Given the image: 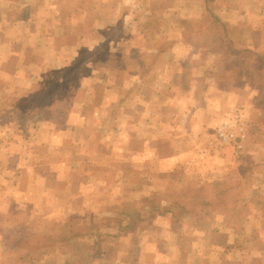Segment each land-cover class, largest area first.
<instances>
[{
  "label": "rangeland",
  "instance_id": "obj_1",
  "mask_svg": "<svg viewBox=\"0 0 264 264\" xmlns=\"http://www.w3.org/2000/svg\"><path fill=\"white\" fill-rule=\"evenodd\" d=\"M253 54L264 0H0V264L16 263L2 237L49 231L61 245L29 264H264V159L220 158L242 154L238 135L264 147ZM242 65L244 80L222 81ZM228 86L248 91L247 120L223 109L207 129ZM47 87L56 97L33 109ZM227 176L243 186L234 207L162 214Z\"/></svg>",
  "mask_w": 264,
  "mask_h": 264
},
{
  "label": "trees",
  "instance_id": "obj_2",
  "mask_svg": "<svg viewBox=\"0 0 264 264\" xmlns=\"http://www.w3.org/2000/svg\"><path fill=\"white\" fill-rule=\"evenodd\" d=\"M215 23L219 24L218 19L215 16H211ZM219 25H217L218 27ZM221 29L222 27L219 26ZM226 43H229L227 38ZM231 53H236L237 50L234 48H230L229 50ZM237 56V55H234ZM253 65L252 67L255 70H261L262 64L264 63V55L260 54H253ZM262 62V63H261ZM242 63V61H240ZM261 63V66H260ZM233 65V64H232ZM242 66H235V67H228L226 68L223 75V80L227 83L237 84V81L244 80L245 76L248 75L250 70V65H246L244 71L240 69ZM244 73V74H243ZM57 90L49 89L48 87L39 94L36 99H33L34 108L37 109L44 105H48L51 101L56 97ZM226 151V150H225ZM225 155V154H224ZM243 186L240 179L236 181H232V178L227 176L224 178L223 181L218 182L216 184L211 185V197H207L205 188L197 186L195 187H188L175 197H170L168 200V205H170L169 209H164L162 214L170 213L174 220L188 221L191 220L193 213L195 212V208L197 206H205L212 209H218L221 206H224L227 209L229 206L232 208L234 207L238 201L244 200L242 195L239 193L241 192ZM155 208L154 204L152 209ZM130 215H128L129 217ZM123 217H127L124 216ZM127 217V218H128ZM112 221V220H111ZM2 241L4 244L8 246V250L11 254L14 255L15 264H29L31 259L38 255L37 260H40L41 255L43 252H46L48 249L55 248L62 243V236L60 234L49 231L38 235L36 238H20L14 239L12 237L4 236L2 237ZM42 253V254H41ZM41 254V255H40ZM40 255V256H39ZM65 264H86L83 259H76L72 258Z\"/></svg>",
  "mask_w": 264,
  "mask_h": 264
},
{
  "label": "crops",
  "instance_id": "obj_3",
  "mask_svg": "<svg viewBox=\"0 0 264 264\" xmlns=\"http://www.w3.org/2000/svg\"><path fill=\"white\" fill-rule=\"evenodd\" d=\"M218 90L220 91H229V92H232V94L227 97L229 99V103L228 104H225V108L224 107H221L222 103L221 104H217L218 107H217V113H214L212 112L211 114H213V116L211 118H214V116L216 117V120L214 118V120L212 119L211 121L212 122H209V120L205 121L204 122V125L205 127H207V129H214L215 127H218V125L220 123H222L224 121V118L225 116H230V115H236L238 113V117H241V119L243 121H246L247 120V110L246 107L249 106L248 104H246L242 99H239L240 96H245L247 95L248 91L246 89H237V88H234L232 86H228V87H221V88H217ZM227 99V100H228ZM236 102V103H235ZM247 102V100H246ZM246 105V106H245ZM226 110V113L228 114H225L222 112V110ZM257 112H253V114H256ZM261 115V114H260ZM237 116V115H236ZM211 132H208L206 133L207 135H205L206 137H208V139L211 137L209 136L208 134H210ZM248 136V135H247ZM245 135V139L247 140V142L245 143V147L242 148V154L238 157L235 153V151H231L229 149V152L227 155H220V158L222 160H225L226 159H233L235 161L238 160H244L246 159L247 161L249 162H254V161H257L258 159V156H260V159H264V147L263 146H257V145H254L252 144L251 146L248 144V137ZM241 139L240 143L243 139V136H240L239 140ZM238 140V141H239ZM226 149V148H224ZM230 154L232 155L230 157ZM236 157V158H235Z\"/></svg>",
  "mask_w": 264,
  "mask_h": 264
},
{
  "label": "built area",
  "instance_id": "obj_4",
  "mask_svg": "<svg viewBox=\"0 0 264 264\" xmlns=\"http://www.w3.org/2000/svg\"><path fill=\"white\" fill-rule=\"evenodd\" d=\"M242 132V130H241ZM217 134L219 135V137L222 139L223 141V144H226V143H229V139L230 137L233 138L235 136H233L231 133H230V130H229V125L227 123H225L223 126H221L220 128H218L217 130ZM243 136V135H242ZM240 136L238 135L236 138H234L233 140V145H234V149H236L237 151H241L243 146L241 145L240 143V140H239ZM239 140V141H238ZM231 143V142H230Z\"/></svg>",
  "mask_w": 264,
  "mask_h": 264
}]
</instances>
